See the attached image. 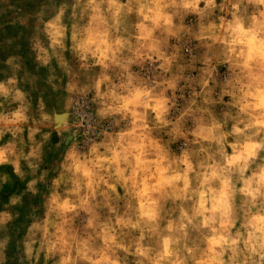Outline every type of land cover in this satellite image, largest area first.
<instances>
[{
    "label": "clouds",
    "instance_id": "9594fccd",
    "mask_svg": "<svg viewBox=\"0 0 264 264\" xmlns=\"http://www.w3.org/2000/svg\"><path fill=\"white\" fill-rule=\"evenodd\" d=\"M0 264H264V0H0Z\"/></svg>",
    "mask_w": 264,
    "mask_h": 264
},
{
    "label": "rangeland",
    "instance_id": "374dc122",
    "mask_svg": "<svg viewBox=\"0 0 264 264\" xmlns=\"http://www.w3.org/2000/svg\"><path fill=\"white\" fill-rule=\"evenodd\" d=\"M53 119L57 126L63 125L66 121H70V114L67 112H54ZM69 142L71 141V136H69Z\"/></svg>",
    "mask_w": 264,
    "mask_h": 264
}]
</instances>
